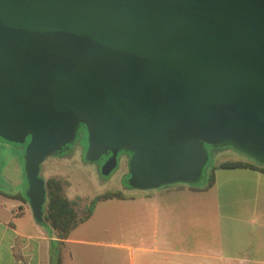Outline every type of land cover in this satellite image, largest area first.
Instances as JSON below:
<instances>
[{"label":"water","instance_id":"95a60500","mask_svg":"<svg viewBox=\"0 0 264 264\" xmlns=\"http://www.w3.org/2000/svg\"><path fill=\"white\" fill-rule=\"evenodd\" d=\"M81 125L139 191L198 182L207 146L264 163V0H0V138L26 145L38 223L42 165Z\"/></svg>","mask_w":264,"mask_h":264},{"label":"crops","instance_id":"0c3cea01","mask_svg":"<svg viewBox=\"0 0 264 264\" xmlns=\"http://www.w3.org/2000/svg\"><path fill=\"white\" fill-rule=\"evenodd\" d=\"M222 170L225 192L216 179L210 188L179 183L99 202L114 212L112 246L130 264H264V173ZM25 198L19 188L0 190V264H51L53 252L76 264L81 255L72 246L86 242L74 234L94 214L60 240Z\"/></svg>","mask_w":264,"mask_h":264},{"label":"rangeland","instance_id":"374dc122","mask_svg":"<svg viewBox=\"0 0 264 264\" xmlns=\"http://www.w3.org/2000/svg\"><path fill=\"white\" fill-rule=\"evenodd\" d=\"M88 147L89 133L87 128L81 125L75 141L62 152L49 157L42 165L40 174L46 181L57 179L64 182L66 196L73 202L80 217L88 214L93 201L99 196L121 192L130 197L139 193V190L129 185L131 153L120 152L117 168L109 176H105L102 168L108 157L104 156L96 163L88 162L85 159ZM206 149L208 162L200 180L192 184L197 187L208 186L214 176L221 191L225 192L228 178L224 173L227 172L217 169L225 163L247 162L264 167V163L255 160L248 152L232 143L218 147L207 146ZM25 152L26 145L11 143L0 138V190L9 191L19 188L28 200L29 185L25 173ZM20 180H23L24 186H17L16 182ZM234 180L237 181V179L232 181ZM93 214L91 224L80 226L74 234L76 240L86 242L81 246H72V251L79 249L81 255L78 256L81 258L76 264H130L128 253L120 254L112 246L115 241L112 209H107L98 203L94 207Z\"/></svg>","mask_w":264,"mask_h":264},{"label":"trees","instance_id":"16d2710c","mask_svg":"<svg viewBox=\"0 0 264 264\" xmlns=\"http://www.w3.org/2000/svg\"><path fill=\"white\" fill-rule=\"evenodd\" d=\"M30 140V139H29ZM217 169H252L264 173V167H259L252 163L239 162V163H225L220 165ZM213 176L207 188H210L215 183ZM46 204L44 206V224H46L50 231L53 232L60 240L69 239L70 235L83 223L88 221L94 213V207L99 202H104L113 199L124 200L127 199L126 195L118 193H108L99 196L93 201L91 209L84 217H80L76 211L74 204L69 200L65 193V184L61 180L49 179L46 181ZM26 202L28 200L25 198ZM51 264H62V258L55 255L54 252L51 256Z\"/></svg>","mask_w":264,"mask_h":264}]
</instances>
